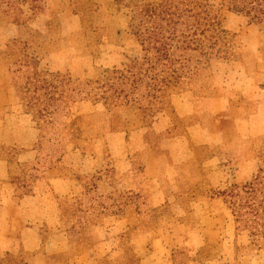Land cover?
Here are the masks:
<instances>
[{
    "label": "rangeland",
    "instance_id": "374dc122",
    "mask_svg": "<svg viewBox=\"0 0 264 264\" xmlns=\"http://www.w3.org/2000/svg\"><path fill=\"white\" fill-rule=\"evenodd\" d=\"M137 1L0 0V264L65 258L67 251L45 246L24 250L20 231L39 215L42 242L51 232L74 230V252L102 230L106 264H141L150 254L160 264H264V25L227 14L224 26L234 33L229 59L212 61L164 93L155 118L165 116L154 132L155 118L142 117L135 106L72 104L64 92L74 86L65 87L67 80L95 82L104 70L125 73L133 58L141 61L140 46L124 33L125 6ZM202 2L224 6L223 0ZM32 62L34 80L52 82L54 99H61L44 118L31 111L34 102L21 107V99L34 101L21 93V72ZM140 79L135 98L145 95L147 79ZM257 175L262 210L251 237L242 222L246 190L230 194L233 224L215 214L230 206L208 198L216 197L213 185H243ZM199 179V186L182 188ZM154 183L167 194L179 192L180 211L172 202L149 206L147 185ZM24 196L36 200L21 205ZM122 220V229L113 227Z\"/></svg>",
    "mask_w": 264,
    "mask_h": 264
},
{
    "label": "trees",
    "instance_id": "16d2710c",
    "mask_svg": "<svg viewBox=\"0 0 264 264\" xmlns=\"http://www.w3.org/2000/svg\"><path fill=\"white\" fill-rule=\"evenodd\" d=\"M28 1L33 2V0H21V3ZM223 3L224 6L218 9L208 7L202 0H139L132 6H125L128 9L126 13L128 21L124 33L132 37L133 42L140 46L143 52L141 61L133 58L125 73L119 70H104L101 79L95 82L87 81L75 85L67 80L65 87L69 84L74 86L61 90L68 93L67 96L72 104L91 101L93 105L102 103L106 108L135 106L142 117L154 119L163 111L160 107L163 104L164 93L196 77V73L205 70L212 61L229 59L230 43L234 33L224 26L227 14L247 18L248 25H264V0H223ZM120 33L121 31L117 32ZM34 58L37 61L40 59ZM21 60L23 62V59L19 61ZM27 61L28 59H25L24 62L28 64L30 59ZM32 65L30 70L26 65L21 72V81L23 80L21 93L25 95L24 99L34 98V101L30 103L27 101L23 105L21 99V107H27L34 102L31 111L44 118L53 113L55 103H60L61 99H54L55 88L52 82L44 78L34 80L33 76L38 77L39 74L33 62ZM140 77L147 79L145 95L135 98L134 92L137 90L135 85L141 81ZM60 83L62 88V82ZM45 85L52 89L50 93L41 90ZM39 98H43L47 103L36 105L35 102H38ZM23 113V116H30L29 112ZM164 116L161 114L151 123L153 132L157 120ZM58 161L59 159L55 164ZM258 184L260 185L257 175L251 182L248 181L243 185L232 184L216 194L217 198L223 199V204L230 206L226 208L234 216L229 201L232 199L230 194L233 189L246 190V193L244 192L246 199L245 201L243 199V203L246 206L244 217L248 218L242 222L247 225L246 230L251 237L255 235L259 210L260 212L262 210V193L254 192V187ZM254 194H259L260 198L257 200ZM238 216L242 218V214ZM235 220L237 223L238 219Z\"/></svg>",
    "mask_w": 264,
    "mask_h": 264
},
{
    "label": "crops",
    "instance_id": "0c3cea01",
    "mask_svg": "<svg viewBox=\"0 0 264 264\" xmlns=\"http://www.w3.org/2000/svg\"><path fill=\"white\" fill-rule=\"evenodd\" d=\"M169 141V140H164ZM27 153V152H25ZM216 173V172H215ZM102 181V180H101ZM100 182V179L98 180V183ZM201 184V179L195 180L194 182H191L189 185H182V188H188L187 191L190 189L195 188L196 186H199ZM232 184H240V183H228L225 187H220L213 185V188L216 192L219 190H226L228 187H230ZM102 185V183H101ZM99 188V185H98ZM104 193V192H103ZM147 202L149 206L152 208H158L161 205L170 204L171 202L179 208V202L181 198L179 197V192H171V194H167L165 192V188H161V186L158 183L149 184L147 185ZM36 196H24L20 201L21 205L25 203L26 201H35ZM208 200H213L217 204L221 202L223 204L222 198L215 197L214 199L212 197H209ZM225 205V204H223ZM215 214L217 216L227 217L232 221V216L229 214V210L225 207V209L217 208ZM35 210V208H34ZM32 210L31 215H36V212ZM41 219V215L39 217H35V220L32 223H29L23 230L20 231V235L22 236L21 242L23 244V248L27 252H37L44 246L46 248H49L50 250L56 251L58 253H65V258L58 262H54L51 264H106V262L103 260V258L106 256L105 252V246L107 245V242L105 238L103 237L102 230H96L90 233L92 238H95L94 243H89V246L87 245L86 249L76 250V252L69 250L71 248V241L77 240L79 234L75 232L74 230H62L57 232H51L46 240L42 242L39 228L36 225V222ZM124 220L115 222L113 224V227H119L122 229L121 224ZM233 224V221H232ZM112 229V228H111ZM126 229V228H125ZM124 232V230H123ZM152 253H160L159 250L153 251ZM141 264H160V262L155 261V257L153 254H150V256L142 257Z\"/></svg>",
    "mask_w": 264,
    "mask_h": 264
}]
</instances>
